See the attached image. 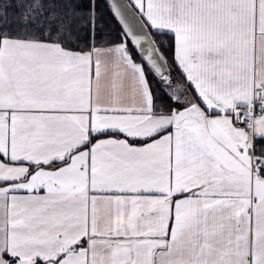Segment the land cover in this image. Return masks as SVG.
Instances as JSON below:
<instances>
[{"label":"snow or ice","instance_id":"1","mask_svg":"<svg viewBox=\"0 0 264 264\" xmlns=\"http://www.w3.org/2000/svg\"><path fill=\"white\" fill-rule=\"evenodd\" d=\"M0 264H264V0H0Z\"/></svg>","mask_w":264,"mask_h":264}]
</instances>
